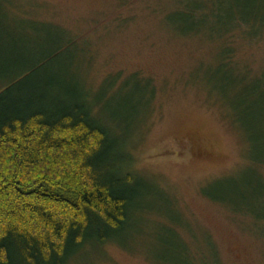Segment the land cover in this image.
<instances>
[{"label": "rangeland", "instance_id": "374dc122", "mask_svg": "<svg viewBox=\"0 0 264 264\" xmlns=\"http://www.w3.org/2000/svg\"><path fill=\"white\" fill-rule=\"evenodd\" d=\"M6 1L0 93L44 65L45 74L69 70L71 83L85 82L93 92L110 77L149 80L140 93L117 92L103 112L120 145H129L138 179L134 205L142 213L121 244L89 245L68 264H264L263 35L235 25L223 36L238 75L220 66L218 42L181 34L174 24L182 4L195 0ZM208 5L205 12L215 13L224 4ZM48 24L78 42L52 63L43 56L58 37L49 36ZM248 70L242 84L237 77ZM124 93L136 95L116 110Z\"/></svg>", "mask_w": 264, "mask_h": 264}, {"label": "trees", "instance_id": "16d2710c", "mask_svg": "<svg viewBox=\"0 0 264 264\" xmlns=\"http://www.w3.org/2000/svg\"><path fill=\"white\" fill-rule=\"evenodd\" d=\"M221 1L215 13L205 12L212 0L182 4L174 24L181 34L218 42L220 66L239 75L223 36L247 25L248 32L264 37V0ZM46 29L58 39L44 52L45 63L78 43L64 28ZM44 66L19 74L0 93V264H68L89 245L121 244L118 238L143 210L134 205L138 179L129 145H120L114 122L103 112H110L117 92L140 93L149 80L138 74L125 81L110 77L93 92L85 82L71 83L69 70L45 74ZM250 72L238 81L246 83ZM56 90L65 97L52 96ZM128 94L119 96L116 110L123 101L132 103L136 94Z\"/></svg>", "mask_w": 264, "mask_h": 264}]
</instances>
